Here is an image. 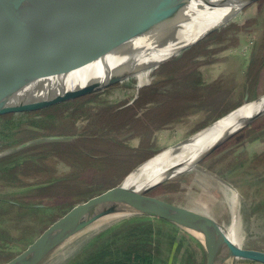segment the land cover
Instances as JSON below:
<instances>
[{
	"label": "rangeland",
	"instance_id": "obj_1",
	"mask_svg": "<svg viewBox=\"0 0 264 264\" xmlns=\"http://www.w3.org/2000/svg\"><path fill=\"white\" fill-rule=\"evenodd\" d=\"M246 88L249 99L264 94V0L143 79L131 77L45 111L44 117H53L46 128L34 129L33 123L40 118L33 115L23 122L20 118L1 121L0 132L8 136L0 138V158L12 154L5 150L33 137H86L58 145L65 152L62 157L44 155L52 148L49 142L30 145L23 149L27 155L39 152L43 156L16 162L15 168L0 176V264L19 253L75 202L120 182L146 155L185 141L243 103ZM258 120L255 128L230 138L197 167L165 181L151 193L209 212L227 228L235 213L241 244L264 250V179L252 178V174L261 177L264 171V114ZM93 135L99 137H87ZM250 139L252 143H248ZM232 146L236 149L229 152ZM84 147L102 158L83 152L77 155V149ZM249 153L254 157L241 165ZM79 158L81 167L73 164ZM52 179L59 180L50 182ZM16 187L26 189L16 191ZM121 219L98 221L68 240L48 264H66L90 237ZM155 222L164 232L174 225ZM191 252L190 246L185 264L193 259ZM167 254L161 264H167Z\"/></svg>",
	"mask_w": 264,
	"mask_h": 264
},
{
	"label": "water",
	"instance_id": "obj_2",
	"mask_svg": "<svg viewBox=\"0 0 264 264\" xmlns=\"http://www.w3.org/2000/svg\"><path fill=\"white\" fill-rule=\"evenodd\" d=\"M193 1L208 6H229L232 10L215 25L207 27L203 21H197L190 31L185 28L182 35L165 39L162 47H167L168 55L153 61L149 68L133 67L116 73L108 72L104 77L85 84L72 85L74 76L86 64L107 56L132 38L149 32L148 28L153 29L156 23L175 20ZM258 1L260 0H0V16L7 19L6 23L0 24V122L38 115L105 90L148 69L154 70L185 53ZM196 15L197 13H192L182 20L191 21ZM190 35L195 36L193 41L184 42ZM181 44L183 45L176 50ZM263 98L264 94L249 99L247 90L243 103L221 115L198 133L211 128L217 121L244 105L260 102ZM263 114L264 108L243 118L237 128L223 134L198 154L194 167ZM72 138L73 135H44L5 151L13 153L33 144ZM188 139L154 153L127 173L120 182L69 206L19 253L2 264H48L68 240L76 238L98 221L121 219L136 214L165 219L192 234L203 246L206 253L205 264H235L238 259L264 263V250L234 241L227 227L209 212L151 193L153 188L182 172L171 174L147 188L126 185L125 181L133 171L167 149L187 143ZM16 188V191L26 189ZM115 214L121 215L108 217ZM196 232L202 233V238Z\"/></svg>",
	"mask_w": 264,
	"mask_h": 264
},
{
	"label": "bare ground",
	"instance_id": "obj_3",
	"mask_svg": "<svg viewBox=\"0 0 264 264\" xmlns=\"http://www.w3.org/2000/svg\"><path fill=\"white\" fill-rule=\"evenodd\" d=\"M232 10L229 6H208L200 2L193 1L179 14L175 20L160 22L153 25V29L141 36L132 38L123 47L108 53L107 56L98 59L95 62L86 64L79 74L74 76L72 85L85 84L90 80L104 77L105 73H116L129 68H149L151 63L158 59H163L168 55L167 47H162L163 41L174 35L183 34V29L190 31L196 26L197 21H203L207 27L219 23ZM192 13L197 15L186 22L183 17L191 16ZM5 18L0 16V24L6 23ZM191 23L193 25H191ZM194 35H190L184 42H191ZM180 46L176 47L177 50ZM151 69L143 71L137 77L143 79ZM141 83L142 80L140 81ZM264 108V98L260 102L249 103L231 113L230 115L217 121L211 128H208L187 140V143L167 149L160 153L147 163L133 171L126 179V185L137 188H147L171 174L186 172L194 168V160L207 146L215 142L220 136L237 128L241 120L249 117L256 111ZM161 165V166H160ZM121 214L110 215L116 217ZM236 214L233 215L232 224L228 229L230 237L234 241L240 242L238 230L236 228ZM98 225V224H97ZM202 238V233H195Z\"/></svg>",
	"mask_w": 264,
	"mask_h": 264
},
{
	"label": "trees",
	"instance_id": "obj_4",
	"mask_svg": "<svg viewBox=\"0 0 264 264\" xmlns=\"http://www.w3.org/2000/svg\"><path fill=\"white\" fill-rule=\"evenodd\" d=\"M200 44L201 42L194 45L189 50L199 46ZM189 50H187L186 52H188ZM246 90L247 88L245 89V92ZM252 98H255V96H251V99ZM68 104H71V102ZM43 113L33 115L35 117L40 118L38 122L35 121L33 123L34 129H43L44 127L46 128L53 122V120L51 119L53 117H44ZM260 118H262V116ZM260 118L254 120L252 123H250L247 127H245L242 131H240L233 137H238L244 131H248L253 127L255 128L256 126L254 125L257 121H259L258 119ZM24 119H27V117H21L19 121L23 122L25 121ZM7 136L8 134H3L2 132H0V138L5 139ZM85 137L86 136H84V134H78L77 136L74 135V138L70 140L50 141L47 145H49V147H52L53 149L51 148L49 150H46L44 155L53 154L55 156L62 157L65 152L57 148L58 145L66 144L68 142L73 141H83ZM87 137L94 139L98 138L99 136L93 135ZM112 140H115V138H113ZM252 142L253 141L251 139L248 141V143ZM233 148L234 146H232V148L228 151L231 152L236 149ZM77 151V155L83 152L93 156V158H99V160L100 158H102L101 155H99L98 153L92 152L91 148H79L77 149ZM27 153L25 151L19 152V154H16V160H12V158L10 157L0 158V176H2L8 170V166L12 162L20 163L19 159L32 155H27ZM153 153H156V151ZM40 154L41 153L39 152L34 153L33 158L38 157ZM152 155L153 154L151 153L146 155L145 159L149 158ZM245 155L247 156L243 159L241 165H244V163L254 157L255 154L249 153ZM41 156L43 155L41 154ZM145 159H143V161ZM78 163L80 167L83 165L80 158L78 161L76 160L73 162V164ZM235 168L236 166H234L231 170H235ZM252 176H254L252 178L258 179L259 181L263 180L264 171L260 173L261 177H256L254 174H252ZM155 220L164 221V223L169 224L167 223L168 221L159 217L144 214H136L125 217L109 226H106L104 229L90 237L80 247V250L76 252V254L71 259L72 261L70 260L66 264H161L164 259L162 256H165V254L167 253L168 254L166 256H168L167 259L169 260V264H185V258L186 256H188L187 249H189L190 246L192 248L191 253L193 259H190L188 261V264H202V262L203 264L205 263V259L204 261L203 258L202 260L200 259V256L202 255L201 250L203 249V246L196 237L190 235V233L186 231H183L178 226L175 227L176 225H173L172 229H169L168 232H164L160 230L161 228H159L162 227V225L160 224L159 226L158 222L156 223ZM262 226L264 228V223ZM179 231H182L184 235L182 233H178ZM177 236H179V238H177ZM190 237L194 240V243H192V241L190 242ZM182 241H189L191 244L187 243L188 245L186 247L184 245L183 247V245H181Z\"/></svg>",
	"mask_w": 264,
	"mask_h": 264
},
{
	"label": "flooded vegetation",
	"instance_id": "obj_5",
	"mask_svg": "<svg viewBox=\"0 0 264 264\" xmlns=\"http://www.w3.org/2000/svg\"><path fill=\"white\" fill-rule=\"evenodd\" d=\"M31 135L33 136V134H31ZM38 137H39V136H38ZM33 138H36V137H33ZM33 138H31V139H33ZM248 138H249V136L246 137V139H248ZM23 149H25V148H23ZM23 149H22L21 151H23ZM21 151L13 152V153L10 154L8 157H10V158H12V160H14L15 158H17V155H16V154H19V152H21ZM14 153H15L16 157H15ZM34 153H36V152H33L31 156H27V157H25V158L19 159L20 164H21V163H24L23 161L26 160V159H27V160H28V159H30V160L35 159V158H33V157H34V156H33ZM18 163H19V162H18ZM15 164L17 165L16 162H12V163L8 166V170H10L12 166H13V168H15V166H14ZM55 181L57 182L58 179H52L50 182H55Z\"/></svg>",
	"mask_w": 264,
	"mask_h": 264
},
{
	"label": "crops",
	"instance_id": "obj_6",
	"mask_svg": "<svg viewBox=\"0 0 264 264\" xmlns=\"http://www.w3.org/2000/svg\"><path fill=\"white\" fill-rule=\"evenodd\" d=\"M201 252H202V256H200V259L202 260V258L204 256L203 261L205 259V262H206V255H205L206 253H205L204 249H202ZM165 262L167 264H169V260L168 259H166ZM202 264H203V262H202ZM235 264H264V263H261V262H258V261H253V260H248V259H238Z\"/></svg>",
	"mask_w": 264,
	"mask_h": 264
}]
</instances>
